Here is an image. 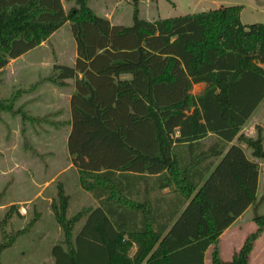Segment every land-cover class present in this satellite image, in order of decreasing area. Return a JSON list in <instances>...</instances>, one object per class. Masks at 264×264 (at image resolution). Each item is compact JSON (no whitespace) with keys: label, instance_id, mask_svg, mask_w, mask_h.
<instances>
[{"label":"trees","instance_id":"trees-1","mask_svg":"<svg viewBox=\"0 0 264 264\" xmlns=\"http://www.w3.org/2000/svg\"><path fill=\"white\" fill-rule=\"evenodd\" d=\"M73 1L66 12L62 0H0V72L66 22L76 43L75 65L55 64L46 80L75 79L67 148L99 205L69 217L60 183L51 208L65 239L54 264H205L210 247L212 264H250L264 214L259 165L240 143L264 161L263 128L241 132L264 100V23H243V6L230 5L152 21L136 9L131 25L112 24L89 0ZM164 188L179 201L170 213L156 203ZM252 205L257 231L224 260L220 236ZM9 210L24 219L18 204ZM32 225L2 228L0 264Z\"/></svg>","mask_w":264,"mask_h":264},{"label":"rangeland","instance_id":"rangeland-1","mask_svg":"<svg viewBox=\"0 0 264 264\" xmlns=\"http://www.w3.org/2000/svg\"><path fill=\"white\" fill-rule=\"evenodd\" d=\"M63 1L66 12L75 6L73 0ZM89 5L95 13L108 18L112 24L131 25L136 9H138L139 17L152 21L230 5L243 6L241 13L243 23H264V0H139L137 4L134 0H89ZM75 46L70 22H67L44 46L34 49L23 58L10 61L0 72V103H4V107L0 108V166L2 168V173L0 172V243L2 228L12 231L22 230L33 221L30 230L2 253L1 264H54L52 250L58 244L63 245L65 239L51 208L60 190V183L70 197L69 217L96 205L93 194L81 189L80 180L74 169L56 176L57 170L65 167L70 161L67 157L68 149L67 156L63 153L67 148L65 143L63 149L65 132L63 130L53 132V130L51 133L48 130V134H45L46 126L42 122L33 126L27 124L24 126L22 121L27 120L25 115L27 112L24 109L32 99L27 103L25 101L27 95L22 96L21 101L16 103L25 102L26 104L21 105L19 112L18 104L14 103L15 95L18 94L21 97L22 94L29 93L30 86L47 78L55 64L71 65L74 61ZM30 64L35 69L34 72L25 74L20 72L23 66ZM55 86L45 87L44 94L46 93L48 97L44 101L41 90L33 92L40 99L32 106L35 114L46 113L49 102L56 103L57 98H59V108H66L63 103L66 96L64 93V95L61 94L62 97L55 95V91L60 90L59 86ZM39 87L40 85L35 89ZM201 89L199 86H194L192 93L197 95ZM51 92L54 95L50 96ZM55 108L57 109L56 106ZM40 115L35 117L42 118ZM252 124L256 135L257 126H261L264 133V104L259 108ZM49 151H52V155ZM17 160L21 166L19 168L15 165ZM32 161L35 163L33 168L30 165ZM23 165L24 167L28 165V169H24ZM261 168L260 203L262 204L264 203V165ZM47 182H51V185L44 187ZM30 199L33 201L28 202ZM19 200L25 203L14 202ZM13 204L19 205V212L23 214L24 219H16L15 214H9ZM260 211L264 212V208H260ZM4 217L7 222L4 221L3 225ZM35 218H37L36 221ZM11 221L14 223L13 226L9 225ZM81 227L82 222L76 225L75 231H79Z\"/></svg>","mask_w":264,"mask_h":264},{"label":"crops","instance_id":"crops-1","mask_svg":"<svg viewBox=\"0 0 264 264\" xmlns=\"http://www.w3.org/2000/svg\"><path fill=\"white\" fill-rule=\"evenodd\" d=\"M63 3V7L64 5V1L62 0ZM65 9V7H64ZM66 11V9H65ZM67 23V22H66ZM66 23L56 32H54L47 40H45L44 42L41 43V45H39L38 47L44 46L46 44V42L53 37L56 33H58L65 25ZM37 47V48H38ZM36 49V48H35ZM34 50V49H33ZM31 50V51H33ZM31 51H29L26 54H29ZM24 54V55H26ZM24 55L20 56V57H25ZM18 57V58H20ZM18 58L13 59L11 61H16ZM73 63L70 64H62V65H68V66H74L76 63V59H77V51H76V46L74 47V55H73ZM34 68L32 67V65L30 64L29 66H23L22 69L20 70L21 73L25 74L27 72H34ZM53 73V71H51ZM51 73V74H52ZM49 74V76L51 75ZM79 77L81 78L82 76L79 75ZM124 78H130V75H125L123 76ZM40 85V87L38 89H35L36 87H38ZM59 86L60 90L59 91H55V95H60L61 94H65L66 98L63 101L64 105H65V109H61L59 108V104H58V100L59 98H57L56 96V103L51 101H47L49 102L48 105V109L47 112L44 113L43 115L40 114H35L33 107L40 99L38 98L39 96H37V94L34 95L33 92H35L36 90H41V95H43L42 99L44 101L45 98L48 97V95L45 93L44 94V89L46 86ZM55 86V87H56ZM194 86H199L201 87V91H203V89L205 88V84L204 83H200V84H196ZM30 92L26 93V94H22L21 97L17 95L14 96V103L18 104V109L17 111L19 112V109L21 107V105L25 102H18L17 101H21L22 96L27 95V99L25 100L30 101V99H32V102L30 104V102L28 103L27 108L25 107V111L27 112L25 115H27V120L22 121V124L25 126L27 125H36V124H42L45 125V134H48V130H50V132L52 133L55 132L56 130H63L65 132L64 136V146L63 149L65 147V143L68 144V138L69 135L72 131V111H71V98L72 95L75 93L76 91V85H75V79H68L66 80L63 84L58 85L55 83H52L48 80H46V78L42 79L39 82H36L35 84H33L32 86H30ZM63 90V92H62ZM201 91L199 92V94L201 93ZM63 94V95H64ZM54 95L52 92L50 93V96ZM198 95V94H197ZM62 97V96H61ZM30 104V105H29ZM264 104V100L262 101V103L259 105V107L257 108V110L255 111L254 115L252 116V118L249 120V122L243 127L242 129V133H244L246 136L249 137H256V131L254 130V125L252 124V122L255 119V116L257 115L259 108ZM55 106L57 107V109L55 108ZM56 109V110H55ZM20 114V113H19ZM31 115V116H30ZM36 115H40L41 117H38V121L36 120H32V118H36ZM19 116V115H18ZM63 116H65V118H63ZM24 118V117H23ZM40 127V126H39ZM176 136H179V132L176 133ZM212 134H209L206 138L203 139V141L205 142V144L203 145V150H211L213 151V146H212ZM232 144H237V141H233L229 143V146ZM186 145H182V147H185ZM240 146L243 148L246 157L257 163L259 165V175H258V185H257V207H258V212L260 214H264V212L260 211V208L263 209L264 208V203H260L261 198H260V192H261V173H262V165H264V161L259 159V158H255L252 155V150L245 144V143H240ZM67 149H65V151L63 152L64 155L67 156ZM49 153L52 155V151H49ZM67 156L70 161L69 163L63 167L60 168L59 170H57L56 176H61L63 174L68 173L69 171H72L73 169L76 171V174L79 178V173L77 171V169L73 166V163L71 161V157L70 154L68 152ZM184 159L187 160L188 158V154L184 153L183 155ZM58 158V157H57ZM15 165L17 166V168L21 167L20 163L15 161ZM31 167H35V163L32 161L30 163ZM24 167V165H23ZM24 169H28V165L27 167H24ZM0 172L2 173V168L0 166ZM0 173V174H1ZM51 185V182H47L45 183L44 187H48ZM34 186H36V181H34ZM81 187V185H80ZM81 189H83L81 187ZM174 191L171 190L170 188H164L161 190V192L158 194L157 193V198H156V203L159 204L161 206L162 211H166L167 213H170V211H173L174 209H176L178 207L179 201L177 200V198H174ZM94 202L96 203V206L99 205L98 200L92 195ZM33 201V199H30L28 202ZM15 203L18 204H22L25 203L24 201H14ZM168 204V206H167ZM261 205V206H260ZM93 207V208H94ZM253 211H254V205L248 207L246 209V211H244L220 236V252H221V257L224 260H229L233 257L234 252L238 251L243 244L245 243V241L247 240V238L249 237L250 234L254 233L255 231H257L258 229V225L257 223L253 220ZM161 212V211H160ZM23 215V214H22ZM211 253H212V247H210L207 252L205 253V264H212V260H211ZM253 262H255V264H264V232L263 234L259 237V239L256 241L255 243V247L254 250L251 254V262L250 264H252Z\"/></svg>","mask_w":264,"mask_h":264}]
</instances>
